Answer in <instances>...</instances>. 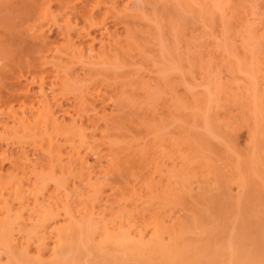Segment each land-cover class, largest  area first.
I'll use <instances>...</instances> for the list:
<instances>
[{
    "label": "bare ground",
    "instance_id": "1",
    "mask_svg": "<svg viewBox=\"0 0 264 264\" xmlns=\"http://www.w3.org/2000/svg\"><path fill=\"white\" fill-rule=\"evenodd\" d=\"M62 1L63 0L59 2ZM100 1L101 0H87L81 6L80 4L77 5L80 7L74 6L78 14L76 13L73 15V19L75 18L73 21L71 19L72 14L70 15L67 13L68 15L65 16V19L63 18L64 20L59 22L56 18V14L51 13V9L49 10V8L42 12V14H38V12L37 16H35V14L31 16L32 19L29 18L31 21H28V25L24 27H27L29 33L25 31L26 34L23 35L29 34L27 35L28 37L30 36L29 39L33 42L36 41L35 43L32 42L35 46H37V44L38 46L39 44L43 46L47 45L49 53L40 56L41 58L37 63L29 62L27 65L28 67H24L27 68L26 73L28 71L30 74L27 84H24L25 82H20L18 80V75L17 77H13L15 76L13 73L12 78L8 77V75L5 76L10 78L9 80L11 81H6L9 82L8 86H6L8 90L0 95V114L7 117L4 123H0V142L16 146L18 151L13 157H5V159H9L10 161V167L7 169L2 167L0 159V264H201V262H196L198 257L196 261L189 260L190 257L193 256L194 253H192V251L195 248L192 249V246L189 247L190 242H188L189 245H187L188 243L186 244L185 239L190 237L189 233L191 234V231L192 233L195 232L194 229L198 227V225L195 227L198 221L195 218L199 216L196 215V217L193 213L189 214L184 212L188 207V202L184 200L185 196L183 197V193L186 192L188 195L190 192L192 194V190L188 191V187L189 183L194 179L197 184H199L197 181L200 180L202 186H204V184L207 186V183L212 181V186L215 184V181H217V178L213 175L217 176L218 173L214 174L213 171L215 169L212 170L210 167L211 165L205 161L204 165L198 162L200 166H198V164L196 166L195 163L197 160H192V156L190 157L188 154L187 157L186 152L185 155L175 154L174 159L170 156L172 159L170 163H164L162 158H166V160L167 158L169 159V152L173 149V145L171 146L172 148H166L167 150L170 149L169 151H165L162 150L165 143H160L161 140H159V145L157 141L154 140H152L154 142L150 140L149 143H146L144 137L142 138L140 135L143 133L142 129L144 132L150 131L148 133L154 130L156 132L157 130L159 131L165 123L164 121H166V116H169L174 120L176 119L179 125H183L182 127L186 126L187 128H191L188 130L183 128L184 130L182 131L183 133L188 131L186 132L187 135L184 134V137L189 140L191 143L190 146L193 148L198 141L195 128L197 130L196 126L199 125L197 123L200 122L198 120L201 119L198 116L202 115L201 113L203 111L201 109L202 106L204 108V105H201V99L193 101L194 104L192 103L193 106H191L193 110H191V112L194 111V113H191L192 115L190 114V117L193 118L192 121L190 120L191 125L189 124V120L187 122V119H185L186 117H183V115H185L183 108H187V106L181 97L173 96L172 107L168 108L166 113H164L165 111L159 113L152 110V100L155 96L163 93L161 92L162 89L159 88L158 90L151 91L153 87L149 86V84L146 83V85H143L135 77L123 75L124 72L122 69L125 64H129L131 60L129 56L132 53L128 50L129 48L127 49L119 43L120 41L118 38L114 41H111L109 38H102L103 41L101 40L102 44L96 56L84 54L85 46H88V43L86 45L87 40L83 34L89 35L91 33L90 29L98 24L101 25L104 18L110 15L109 13H112L110 17L112 15L115 17L121 15V17L125 19L128 15L126 7H118V0H104L109 7V9H107L109 11L100 18L101 15H96L93 12V9L97 8L96 5L99 7L100 4L98 5V3ZM136 1L138 2L140 0ZM163 1V8H158V12L161 10L159 13L161 16H163L165 12L169 16L176 13L174 15H176L175 18L177 17L178 21H180V25H182V18V20H189L188 23H194L196 20L201 22L202 28L208 29V31L211 30L213 25V11L216 9L218 11L220 9L219 15H222V17L220 16L222 20L220 21V23L222 22L220 26H223L226 31L225 32L222 30L223 28H221L220 41H222L223 46L226 45L225 48L228 47V45H232L231 47L233 48L234 43L232 42L233 44H231V42L226 39L231 38L229 36L232 35V32L235 30L234 27L237 25L234 27L232 26L234 30L231 31V33H227L229 32L227 30H232L230 25H233L235 21L236 23H240L237 27L241 26L245 32L244 30L240 31L241 27L236 28L238 29L236 32H239L241 35V42H243L242 46H246L244 53L248 52V58H254V60L257 56L260 57L261 55L264 78V11H262L264 10V0H260L258 3L259 5L263 4V9L260 10L263 13V20L261 21L260 18L255 16L260 19L256 20V22L259 21L258 24H254L252 19L250 20L253 23L251 21V23H248L249 21L247 18L249 16L246 15L247 18L246 20L244 18V22L242 18V20L235 18L233 24H229L226 21L227 19L225 20V15H223L225 12L223 10H225L224 7H227L225 5L228 0H195L194 2L191 0H168L170 5L173 1V4H176L177 10L173 13L172 10L166 8L168 1ZM59 2L55 5H58ZM254 2L256 4V1ZM20 4L22 6L23 2ZM209 4H211V6ZM9 5L7 3V6ZM15 5L16 4L13 3V6L10 5V7L12 6V8L15 9ZM69 5L70 4L66 5V7ZM261 5L259 7H261ZM16 6L19 7L20 5L18 4ZM61 7L63 8L64 5ZM72 7L73 6L70 8ZM208 7L211 9L210 11ZM7 9L9 11L10 8L7 7ZM16 9L18 10V8ZM166 9L171 13L169 14L168 11H165ZM62 10L64 9L60 11ZM23 11L24 10H22V12ZM254 11L256 10L254 9ZM260 11H258V13ZM156 12L157 9H155L152 17ZM215 16H217V14ZM241 16L243 17L244 15L241 14ZM43 18H47L56 24L59 22L61 40L55 39L51 42L48 41L44 34V28L42 27V23H45L43 22L44 20H42ZM168 18L167 16L166 20H168ZM171 18L172 16H170L169 21L165 20L166 24L170 23L171 25L168 26V28L170 27V29H172L173 26L178 27L177 23L173 21L175 18L170 21ZM192 19L194 20L192 21ZM154 23H156V26L153 24L154 26L150 27L149 31H151L152 34H156L158 40V36L161 37V34H158V32L163 28V24H161L159 20ZM75 27H78V37L82 38V40L84 39L83 42L82 40L81 42L80 40L78 41L79 38L75 36V34L73 35ZM174 27L172 31H175ZM130 31L129 27V32ZM176 32L177 31L172 33L176 34ZM243 32L246 33L244 39L242 36ZM223 33L227 34L225 35L226 37L229 36L225 38ZM232 39L230 40L233 41L234 39ZM31 41L29 44L32 45ZM226 41L229 42V44H227ZM87 42L90 44V41ZM219 44L222 45L221 42H219ZM19 45L20 44H18V47ZM91 46L92 45H90V48ZM225 50L229 52L227 48ZM235 50L234 52H236ZM162 51L164 50L162 49ZM223 53L221 55H223ZM164 55H166V53H164ZM245 57L247 56L245 55ZM166 58L162 55V60L164 59L165 63ZM160 59L158 60L159 62ZM169 59L167 58V60ZM245 59L246 58H244V60ZM79 61L83 63L81 66L82 71L80 72L75 71L73 68V66H75L74 63ZM177 61L179 60L177 59ZM230 61L229 64H231ZM232 61L235 60L232 59ZM250 61H247V64L245 62L239 63L241 65L240 67L244 66L242 68L244 69L248 64L251 65L252 61ZM174 62H176V60ZM156 63L158 62L156 61ZM48 65L54 67L53 73L51 72L52 69L49 72L46 69ZM233 65H231L232 68ZM227 66L226 68H228ZM236 67H234V69ZM251 67H253V65H251ZM164 68L165 67H163V70ZM166 68L165 70H167ZM246 68H248L247 71L250 69L249 67ZM177 70H180V67L179 69L177 68ZM229 70L232 72L233 69L229 67ZM210 71L211 70H209V72ZM238 71L243 72L244 76H248L249 74V72L240 69ZM228 73L230 72L228 71ZM34 84L37 86V90L35 95H32L28 93V85ZM6 87L5 89H7ZM251 89L253 90L252 87ZM262 89L264 91V88ZM102 90L105 92L108 91V93L110 92V99L115 102V106L118 110L125 109L128 113H126V120H123V118L119 120L118 118L120 116H117L118 118L115 119L114 116H108L109 114L99 113L98 117L102 118V120H106V129L100 137L95 138V134H92L88 125H86L85 118L88 112H91V110L95 111V104L100 99ZM221 91L223 92L222 94L225 95V99L226 95H230V100L234 99L233 102L236 101V96L230 92L231 90L227 89L229 93L227 91L225 93V90L223 91V89H221L219 93H221ZM246 92H243L245 95H241L242 93H239V90L237 91L242 98L244 97V99H242L238 95L240 101H243V103H247L245 102L247 99L245 98L247 97ZM256 93H258L257 89L253 90L248 95L250 97L249 101L252 104L249 102L250 108L247 114L248 119H252L253 127L249 130L247 129L248 136L250 134V141L249 144L246 145L247 152L244 151L246 155L244 159H242L240 156L232 154L231 163H227L228 166L232 165L228 168V171L231 170L230 173H228L230 175L227 179L231 183H229V185L231 186L233 184L235 190H237L234 206L237 210L243 207V201L245 200V194L243 193L247 194L248 187L254 184L253 182L252 184L250 183L252 181L250 178H256L254 177L255 175L259 176L262 180L260 183L262 186L264 185V147L262 146V148L259 143V138L260 136L262 137V132H264V122L260 123L261 121H259L258 118L259 115L256 116L257 113H264V103L262 102L264 101L262 99L264 93L262 92V96H260V93H258L259 95ZM211 96L213 97L212 94ZM61 99H70L72 108L69 106V110L62 108ZM203 101L205 102V98ZM235 105H237V103ZM207 115L205 116L204 112V117L202 116L204 120L201 119L206 127L209 126V121H211L209 115ZM134 117H140L139 119L137 118L139 121V124L137 123L139 129L137 131L133 130L136 134L130 131L131 126L130 128L125 126L127 124L125 121L128 122L133 120ZM236 118L238 120V117ZM241 118H243V115ZM227 119H229V117H227ZM226 122L229 123L224 124L226 129L223 125L224 132H228L227 128L230 129L229 125L230 127L231 125H235L233 124L235 121H231L232 124L229 120ZM211 124L212 123H210V125ZM245 124L244 121L243 125L246 127L248 124ZM134 127L136 126L134 125ZM127 128L131 133L127 131ZM211 130L214 134L213 129ZM155 131L152 132V134H154ZM158 135H160V133H158ZM184 137L183 139L186 141ZM258 144L260 147H258ZM27 147L28 149L31 147L33 151H35V158H29L28 151L26 150ZM103 151L105 152V157H103ZM171 152L173 151L171 150ZM230 158L229 156V159ZM153 159H156V161H154L155 170H152L150 167V164H153V162L151 163L150 161ZM160 159L163 163L159 162ZM244 161H247V166ZM202 165L204 168H202ZM197 167H201L202 170ZM248 168L251 170L249 171ZM162 172H165V174H162ZM69 180H73V184L69 185ZM213 186V189H215L216 184ZM207 187L209 188V186ZM259 189L260 188H258V191ZM248 192L251 193L250 190H248ZM236 194L234 193V195ZM248 195H246V197ZM190 197L192 196L190 195ZM250 197L251 196H248V199ZM192 199L193 200L187 199V201H189V203L191 202L190 204L193 205L194 198ZM232 203H234V200ZM178 205L181 206H179L180 210L179 208L178 210L183 213L180 212L181 215L177 214V216L175 215L177 212L175 209ZM240 209L243 210L242 208ZM233 213L235 212L233 211ZM238 213H240V211ZM189 215H192V217ZM189 217L190 219L187 220ZM239 219L241 218L239 217ZM262 227L264 228V225ZM237 228L238 227L234 230H237ZM230 247L229 250H231V252H229V258H231V264H236L238 259L236 258V253L238 252H235V249ZM199 254L200 252L197 255ZM199 258L201 260L202 257L199 256ZM235 258L236 262L233 260ZM200 260L198 259V261Z\"/></svg>",
    "mask_w": 264,
    "mask_h": 264
},
{
    "label": "rangeland",
    "instance_id": "2",
    "mask_svg": "<svg viewBox=\"0 0 264 264\" xmlns=\"http://www.w3.org/2000/svg\"><path fill=\"white\" fill-rule=\"evenodd\" d=\"M59 1H61V0H0V91L3 92V93L0 92V95L4 94L5 91L7 92L8 88L6 86H8L9 82L11 81L9 79L12 78V73L15 74V76H13V77H17V75H18V80L20 82H23V83L25 82L24 84H27V82L30 78L29 77L30 74L28 73V71L26 73L27 68H24V67H28L27 65L29 64V62L30 63L31 62L37 63L38 60L41 58L40 56H44V55H47L49 53V48L47 45L43 46V45L39 44V46H38V44H37V46H35V45H33V43H35L36 41L35 42L31 41L29 39L30 36L29 37L27 36L29 34L23 35V34H26V32H28L27 27L26 28H24V27L26 25H28V21L29 22L31 21L30 20V19H32L31 16H34V14H35V16H37L38 14H42V12H44L47 8H49V10L51 9L50 10L51 13L56 14V18L58 19L59 22H61L62 20L65 19V16L68 15L67 13H69L70 15L72 14L71 19L73 21L75 19V18L73 19V15H75L77 13V9H75L74 6H77L79 4L81 6L87 0H63L62 2H59ZM166 1H168V0H166ZM191 1L194 2L195 0H191ZM254 1H256V4ZM22 2H23V4L21 6L20 3H22ZM34 2H35V5H34ZM58 2H59V4L62 3L60 5L58 4L60 9L58 8V5H55ZM67 2H69V3H67ZM173 2L170 5L169 1H168V5L167 6L165 5L166 8H168L169 10H172V13L175 12V10H177L176 4L174 3L175 4L174 5ZM227 2L225 5L227 7H224L225 10H223V11H225L224 12L225 14L223 13V15H225V17H226L225 20L227 19L226 21L229 24H233V21L235 20V18H239V20L242 18L243 22H244V18H245V20L247 18L246 16H249L248 17L249 19L247 18V20L249 22L246 21L248 23L252 22L250 19H252L254 21V24L259 23V21L256 22V20L258 18H260L261 21L263 20L262 19L263 18L262 17L263 16L262 11H264V10H262L263 4L262 5L260 4L261 7H259L260 5L258 4L260 2V0L259 1H257V0H232V1L228 0ZM7 3H8V5L10 4L12 6H13V3H15L16 5L19 4L20 6L18 7L15 5L14 6L15 9H13L12 6L11 7H10V5L7 6ZM118 3H119L118 7L124 6L127 8L128 15H127L126 19L122 18L121 15H118V17L116 16L117 18L113 15L110 17V15L112 13H109L110 15L107 16L108 18L107 17H105L106 19L104 18V20H103L104 22L102 21L101 25L98 24L97 26L92 27V29H90L91 33L89 35L83 34L86 37V38L85 37L84 38L87 41H90V44H89V42L86 41V45L88 43V46H85L84 54H87V55L90 54L92 56L93 55L96 56V54L100 50L99 48L102 44L103 39L109 38L111 41H114L116 38H118V40L120 41L119 43L122 44L123 47H125L127 49L129 48L128 50L132 53L129 56V57H131L132 62L130 60L129 64L124 65V67L122 69L124 72L123 75H128V76L131 75V76L135 77L137 80H139L143 85H146V83L149 84V86L153 87V89L151 91H154L156 89L158 90L159 88L162 89L161 92H163V93L155 96L152 100L153 101L151 103V105H152L151 107L153 108V109L151 108L152 110H154L155 112H159V113L161 111H165L164 113H166V110L168 108L172 107L173 96L181 97L187 106V108L186 107L183 108L184 109L183 111L185 113V115H183V117L184 118L186 117L185 119H187V122L189 120V124L191 125V121L193 118L190 116L194 113V111L191 112V110H193L192 109L193 107L191 108V106H193L194 100L196 101V100L201 99L200 102L202 101L201 105H204V108L202 106L201 110L203 112L200 110L202 112L201 113L202 115L201 116L199 115L198 117L201 118L202 120H204L203 117H204V112H205V116L208 114L210 117V118L209 117L208 118L211 120L209 122L212 123L211 125L209 123L208 124L209 126L206 127L201 119L198 120L200 122L197 123V124H199L198 126H196L197 130L195 128V132H197V136H198V141L195 144L196 146L194 145L195 147H193V148H191V146H190L191 143L189 142V140L184 137V134H186V132H188V131H186L184 133L182 131L184 129L188 130L191 128H187L186 126L182 127L183 125H179V123H177L176 119L174 120L173 118H171L169 116H166L165 120L166 121L168 119L169 120L167 122L164 121L165 122L163 124L164 126L162 125L160 130L159 131L157 130V132L160 133V135H158V133L155 130H154L155 131L154 134H152V132H154V131H152L151 133H148L150 131H148V132L145 131L146 132L145 133L143 129H142L143 133L140 135L142 138L144 137V139L146 140V143H149L150 140L151 141L154 140V141H157V144L159 145V140H161L160 143H163V144L165 143L164 147L161 146L162 150H165V151H169L170 149L169 150H167V149L172 148L171 146L173 145V149H171L173 152H171V150H170L169 159L167 158V160H166V158H164V159L162 158V160H164V163L169 164L170 161L172 160L171 157L173 159L175 158V154L176 155H178V154L179 155H185V152H186V156L188 154L190 157L192 156V160H194V159L197 160L195 163L196 166H197V164H198V166H200L198 162H200L201 164L204 165L205 164L204 161H205L211 165L210 167L212 168V170L215 169L213 171L214 174L218 173V175L216 174L217 176L213 175L214 177L217 178V181H215V184H216L215 189H213L214 188L213 185H215V184H213L211 186V184L213 183L212 181L211 182L209 181L207 183L208 184L207 186H209V188H208L207 186H205L206 184H204V186H202V184L200 183V180L197 181V182H199V184H197L195 182V179H194L189 183V187H188V191L192 190L191 191L192 194L190 192L188 195L186 194V192L183 193V197L185 196L184 200L186 202H188V204H187L188 207H187V209H185L184 212L189 213V214L193 213L195 216L196 215L199 216V217L196 216L197 218H195L196 220L199 221V222L197 221L198 224L196 222H195L196 225L194 224L195 227L198 225V227H196V229H194L195 232L192 233V231H191V234L189 233L190 237H187L188 239H185L186 244L188 242H190V245H189V243L187 244V245H189V247L192 246L191 247L192 249L195 248L193 251L191 250L192 253H194L193 254L194 257L191 256L192 258L190 257L189 260L190 261L191 260L196 261L197 257L200 260V258H199V256H200V257H202L201 260L198 261V259H197L196 262H198V263L201 262V264H231L232 261H231V258H229L230 257L229 252H231V250H229V247L231 245L230 248L233 247L235 249V252L236 251L238 252V253H236L237 254L236 258H238L237 262L235 261L236 258L233 259L236 262V264H264V228L262 227L264 225V190H262V189H264V188H262V187H264V185L262 186V184L260 183V182H262V180L260 179L259 176L255 175L254 177H256V178H253L252 177L253 175L251 176L253 179L250 178V180H252L250 183L252 184V182H253L254 184H252L250 187H248L247 194L243 193V194H245L244 195L245 200L243 199L244 200L243 201L244 204L242 205L243 207H240L244 210L243 211L240 208H239L240 210L239 209L237 210V208L234 207L235 202H236L235 196L237 197V194H236L237 190H235V187L233 184L231 186L229 185L230 182L227 179V177L230 175L228 173H230V170H231L230 169L228 171V168H229V166H232V165L228 166L227 163H229V162L231 163L232 154H234L236 156H240L242 159H244V157L246 155L245 152H247V150H246L247 146L246 145H248L249 141H250V134L248 136V130L253 127V122H252V119H250V118L248 119V114H247V111L250 108V103H251L249 101L250 97L248 95L253 90H256V89H257L258 93L261 94L260 96H262L264 93V91L262 89V88H264V78H263V72H262V57H261V55H260V57L257 56L258 59L256 57L254 60V58L253 59H251L250 57L248 58V52L244 53L246 46L245 45L242 46L243 42H241V40H242L241 35L239 32H236V31H238V29H236V28L241 27V26L237 27L240 23L237 22L238 23L237 24L236 21L233 25H230V28H232V26L234 27L237 25L236 27H234L235 30L233 28H232V30L231 29L227 30V31H229L227 33H231V31L234 30L235 33L232 32V35L230 34L231 36L228 35L229 37H231L230 39L233 38L234 40L232 39L233 41H231L230 39H226V40L230 41L231 44L234 43L233 48H234V50L236 49L235 50L236 52H234L233 48L231 47L232 45L231 46L228 45V47L229 48L231 47L232 49L231 48L229 49L228 47H226L229 50V52L227 50H225L226 45L223 46L222 41H220V39H221V28H223V26L222 27L220 26V24H222V22L220 23V21H222L220 18V16L222 17V15H219L220 9L218 11H217V9L213 11L214 12L213 13V17H214L213 19L214 20H212L213 25H212V28L210 31H208V29L202 28L201 22H198L196 20L194 23H188L189 20L186 21V20H182L183 18L182 19L179 18V19H181V24H182V25H180V21H178V18L177 17L175 18L176 15H174V14H176V13L173 14L174 17L171 14L170 16H172V18L170 19V21L173 20V18H175L173 21H175V23H177V25H178V27H177L174 23V25L176 27H174V26L173 27L175 28V31H177L175 34V33H172V32H175L174 30L172 31L173 27H172V29H170V27L168 28V26H171L170 23H167L169 25H167L165 23L166 17L168 16L170 18V16L167 15L165 11H168L169 14L171 12L166 9L164 11L165 12L164 13L165 16L163 15L164 17L161 16V14H159L161 10L158 12V8L159 9L163 8L162 7V3H164L163 0H142V1L140 0L138 2L136 0H118ZM253 3L255 4V6ZM68 4H70V5L66 7V5H68ZM28 5H29V9H28ZM62 5H64L65 8L64 7L62 8L61 7ZM98 5H99V7L96 5L97 8H94L93 12L96 15H99V16L101 15L100 18H102L105 15V13H108L107 11H109V10H107V9H109V7L107 6L106 1H104V0L103 1L101 0L98 3ZM209 5L211 6V4H209ZM71 6H73L74 9H73V7L70 8ZM80 6H77V7H80ZM7 7L10 8L9 11H8ZM5 8H6V11H5ZM16 8H18V10ZM61 9H64V10L60 11ZM155 9H157V12L152 17ZM254 9L257 12L254 11ZM22 10H24V11L22 12ZM67 10H68V12H67ZM208 10L209 11L211 10L210 7H208ZM260 10H262V11H260ZM240 11L241 12L243 11V12L241 13ZM250 11L251 12L253 11L252 15H251ZM258 11H260L261 13L260 12L258 13ZM245 12H246V14H245ZM214 14L215 15L217 14V16H215ZM239 14H240V16H241V14L244 16L240 17ZM255 16H257L258 18H256ZM169 18L166 21H169ZM194 19H192V21ZM260 19H258V20H260ZM42 20H44L43 22H45V23H42L43 24L42 27L44 28V34L47 37L48 41L51 42L52 40H55V39L61 40L60 39L61 31H60V27L58 25L59 22H58V24H56L47 18L46 19L43 18ZM158 20H159V22H161V24H163V28H161V31L158 32V34H161V37L158 36V40H157L156 34H152V32L149 31V28L154 26L156 24L154 22H158ZM223 22H224V19H223ZM183 23H185V24H183ZM250 25H252V24H250ZM129 27L131 30L130 32H129ZM222 30H224V28ZM243 30L244 29L241 27L240 31H243ZM22 31H24V32H22ZM78 31H79L78 27H75V29L73 31V35L75 34V36L78 37L79 36ZM244 32H245V30H244ZM244 32L242 34L243 39H244L245 34H246ZM104 33H106V34H104ZM238 33H239V35H238ZM102 34H104V35H102ZM108 34H110V35H108ZM113 35H114V37H113ZM130 35H132V36H130ZM225 35H227V34H224L223 36H225ZM227 37L225 36V38H227ZM79 40L81 42L82 38H79L78 41ZM83 40H82V42H83ZM30 41H31V43L33 42L32 45L35 48L31 44H29ZM218 41L221 42L222 45H220ZM18 44H20L19 47H18ZM227 44H229V42H227ZM90 45H92L91 48H90ZM45 46H47V47H45ZM177 46H179V47H177ZM25 47H27V48H25ZM41 47H43V48H41ZM86 47H87V49H86ZM240 47H241V49H240ZM162 49L164 51H162ZM44 52H46V53H44ZM162 52H163V54H162ZM223 52L225 53V55ZM164 53H166V55L168 53V55L166 56V55H164ZM222 53H223V55H221ZM37 54H38V56H37ZM244 54L247 57H245ZM162 55L164 56V58L167 57L168 59L170 58L171 60L170 59L167 60V58H166V63H165V60L164 59L162 60ZM243 57L246 59L244 60ZM175 58H177L179 61H177V59H175ZM159 59H160V62L158 61ZM232 59L235 61H232ZM250 59L252 62L250 61ZM175 60H176V62H174ZM156 61L158 63H156ZM170 61H172V62H170ZM229 61L231 62V64H229ZM247 61L248 62L250 61L252 63L251 65H253V67H251V65H249V64L246 66V67L250 68L248 71H247L248 68H246V67L244 69H242L244 67L243 64H242L243 67H240L241 63L245 62L247 64ZM74 64H75V66H73V68L75 71H78V72L82 71L81 66L83 63H81L79 61V62H76ZM178 64H179L180 70H177V68L179 69ZM235 64H236V66L237 65L238 66L236 67ZM227 65H229V66H227ZM231 65H233V68L231 67ZM226 66L228 68H226ZM47 67H46V69L48 70V72L52 69L51 72L53 73L54 67L52 65H48ZM163 67H165V68L167 67L166 68L167 70H165V68L163 70ZM229 67H230V69H233L235 72L233 70L231 72L229 70ZM234 67H236L235 68L236 70L234 69ZM168 68H169V70H168ZM20 69H22V70H20ZM159 69H162V70H159ZM227 69L230 73H228ZM239 69L242 71L249 72L248 76L247 75L244 76L243 72L238 71ZM209 70H211V71L209 72ZM48 74L50 76H52L50 73H48ZM204 74H206V75H204ZM6 75H8V77H10V78L5 77ZM228 79H230V80H228ZM7 80L9 82H6ZM203 82H205V83H203ZM222 83H223V85H222ZM205 84H207V85H205ZM34 85H28V93H31L32 95H35V92L37 90L36 89L37 86L36 85L34 86ZM257 85L259 88L257 87ZM215 86L217 89L215 88ZM253 86H255L257 88H255ZM5 87L7 89H5ZM251 87L253 88V90L251 89ZM220 88L223 89V91L225 90L224 91L225 93H226L227 89L231 90L230 92H232L236 96L235 97L236 101L233 102L234 99L230 100L231 99L230 95H229L230 97L228 95H226V99H225V95L222 94L223 92L221 91V93H219V91L221 90ZM238 90H239V93H242L241 95H245V94H243V92L247 91L246 92L247 97H245V98H247L245 101L247 103H243V101L242 102L240 101V98H242V96L237 93ZM215 93H216V95H215ZM258 93H256V94H258ZM211 94L213 95V97L211 96ZM238 95L240 96V98ZM110 98H111L110 92L108 93V91L105 92L104 90H102L101 97L95 104L96 105L95 111L91 110V112H88V115L85 118L86 119L85 120L86 125H88L89 130L92 132V134H95L94 135L95 138L100 137L102 135L103 131L106 129V126H105L106 120H102V118L98 117L99 113H101V114L105 113L107 115L109 114L108 116H112V117L114 116L115 119H117L120 116L118 118L119 120H121L122 118H123V120L127 119V115H126V113H128L127 110L123 109L125 112L123 110H118L115 106L116 105L115 102ZM204 98H205V102L203 101ZM215 98H217V99H215ZM237 98H239V99H237ZM242 99H244V97ZM262 99L264 100V97ZM226 100H228V101H226ZM60 101L62 102V108H64L65 110L66 109L69 110V107L72 108V104H71L70 99H66V100L61 99ZM235 102L237 103L238 106L235 105L236 104ZM262 102L264 103V101H262ZM199 106H200V103H199ZM205 107H206V109H205ZM189 108H191V109H189ZM186 114H187V116H186ZM241 114L243 115V118H241V116H242ZM257 115H259L258 118H259V121H261L260 123L264 122V118H262V117H264L263 116L264 113H262V112L260 114L257 113L256 116ZM0 116H1L0 117V123H4L7 120L6 119L7 117L2 115V114H0ZM121 116H123V117H121ZM231 116H232V118H231ZM233 116H235V117H233ZM227 117H229V119H227ZM236 117H238V120ZM137 118L139 119L140 117H137ZM137 118L134 117L135 120L133 119V120H130L128 122L125 121V123H127L125 126L126 127L128 126V128H130V126H131L130 131H132V132H133V130L137 131L139 129L138 125H137V123L139 124V121ZM239 118H241V119H239ZM196 119H198V118H196ZM228 120L230 121V123H231V121H235V122H233V124H235V125H231V127L229 125L230 129L227 128L228 132L227 131L224 132L225 130H223V129L224 128L226 129L224 124L229 123V122H226ZM240 120H244L246 123L245 125H247V124L248 125L245 127L243 125L244 121H240ZM196 122H197V120H196ZM236 123H238V124H236ZM218 124H219V126H218ZM134 125L137 128L134 127ZM200 125H201V127H200ZM223 125H224V128H223ZM198 127H199V129H198ZM128 128H127V131L129 130ZM211 129H213L214 134L212 133ZM214 129H216V130H214ZM204 131H205V133H204ZM129 133H131V132H129ZM133 133L136 134V132H133ZM161 133H162V135H161ZM262 133L264 134V132H262ZM263 134H262V137L260 136V138H259V140H260L259 143H260L261 147L262 146L264 147V143H263L264 142V136H263ZM188 135H189V133H188ZM206 135H208V136H206ZM219 135H220V137H219ZM179 136L181 137V140H180ZM199 136H200V138H199ZM183 137L185 138L186 141H184ZM154 141H152V142H154ZM10 146L11 145L6 144L5 142H0L1 164H2V167L6 168V169L8 167H10V161H9V159H5V157L6 158H10L11 156L13 157L14 154L17 153V151H18L17 150L18 148H16V146H11V147ZM244 146H246V147H244ZM260 146L258 144V147H260ZM194 148H197V149H194ZM177 149H178V151H177ZM26 150L28 151L29 158H35V156H34L35 151H33V149L31 147H29V149L27 147ZM235 150L238 151L239 153L236 152ZM233 151H234V153H233ZM102 154H103V157H105L104 151L102 152ZM229 156L231 157L230 159H229ZM226 157H228V158H226ZM162 160L160 159L159 162L163 163ZM190 160H191V158H190ZM154 161H156V159H153L150 161L151 163L153 162L152 165L150 164V167L152 168V170L153 169L155 170V162ZM226 161H228V162H226ZM246 162L247 161H244L245 165H246ZM203 165H202V168H204ZM247 165H248V163H247ZM224 167H226L227 169ZM197 168H199V167H197ZM202 168H201V170H202ZM250 168H251V166H250ZM248 170H249V168H248ZM162 174H165V172H162ZM209 180H211V179H209ZM255 181H256V183H255ZM73 182H74L73 180L72 181L69 180V185L73 184ZM258 188H260L259 191H258ZM248 190H250L252 194L250 192H248ZM234 193L236 195H234ZM203 194H204V196H203ZM190 195L192 197H190ZM246 195L251 196V197L248 199V196L246 197ZM252 195H253V197H252ZM255 196H256V198H255ZM232 197H234V198H232ZM192 198H194V202L192 201L193 205L190 204L191 202L189 203V201H187V199L193 200ZM233 200H234V203H232ZM191 205H192V207H191ZM179 206L180 205H178L175 209L178 212L177 213L175 211L176 212L175 215H177V214L181 215L180 212H182V211H179L181 206L180 207ZM178 208H179V210H178ZM236 210H237V212H236ZM233 211L235 213H233ZM239 211H240V213H238ZM175 215L173 214L174 217H175ZM189 216L192 217V215H189ZM190 217L187 218V220H189ZM239 217L241 219H239ZM232 218L233 219L235 218V219L233 220ZM237 219H238V222H237ZM200 220H201V222H200ZM235 220H236V222H235ZM209 221H212L213 223L209 222ZM233 223H234V226H233ZM258 223H259V225H258ZM236 227H238L237 230H234V229H236ZM197 228H199V229H197ZM220 228H221V230H220ZM192 230H193V228H192ZM211 231H213V232H211ZM199 252H200V254L197 255ZM195 256H196V258H195ZM234 261H233V263H234Z\"/></svg>",
    "mask_w": 264,
    "mask_h": 264
}]
</instances>
